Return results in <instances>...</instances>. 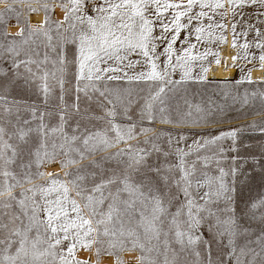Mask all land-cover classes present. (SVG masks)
Segmentation results:
<instances>
[{"label":"snow or ice","instance_id":"6c2138e0","mask_svg":"<svg viewBox=\"0 0 264 264\" xmlns=\"http://www.w3.org/2000/svg\"><path fill=\"white\" fill-rule=\"evenodd\" d=\"M19 2L0 0L4 4L0 24L5 26L0 35L13 37L0 45L10 54L11 63L10 69L0 68V75L7 79L0 93V264H100L102 251L115 256L114 264H126L117 253L136 250L135 264H264V195L246 202L238 218L237 168L226 172L218 167V175L212 176L200 166L207 167L217 156L216 152L212 157L199 154L209 145H216L222 155L226 149L221 142L231 139L230 151L236 152L239 130L200 137L186 150L179 146L187 139L183 133L173 148L171 133L144 126V121L180 126L204 120L199 105L195 110L201 115L196 118L190 103L189 111L177 110L176 118L167 105L169 93L175 94L183 82L206 80L210 69L204 62L209 56L220 64L218 51H196L191 38L227 44L229 24L223 17L237 8H264V0H58L43 4V19L35 23L27 17L21 21L14 6ZM55 8L62 13L59 19L51 18ZM27 10L38 12L40 7L28 4ZM13 13L21 26L9 33L6 26ZM247 27L255 31L259 66L264 69V31ZM236 28L233 20L231 47L246 51L251 46L249 31L238 33ZM182 30L185 35L177 49L174 45ZM38 34L53 53L46 51L42 61L24 48L30 41L35 43L33 37ZM158 41L164 42L159 52ZM68 45L73 46L71 59ZM238 58L230 57L233 64ZM196 61L201 62L200 72L194 76ZM41 64H51V70L42 69ZM177 69L180 79L173 80ZM121 79L148 86L135 111L129 90H125L126 98L107 86ZM36 80L41 82L46 108L9 99L11 86L29 89ZM244 80L252 82L251 70L236 83ZM257 95L264 105V91L252 93ZM82 96L88 102L83 110ZM53 98L58 102L50 104ZM243 102H248L247 92ZM260 130L264 132V126ZM162 135L168 137L167 151L158 143ZM193 154L196 159L190 160ZM231 159L235 164L240 157ZM113 163L115 167L105 169ZM51 165L58 170H47ZM260 183L264 186V164ZM245 216L259 222V235L240 223ZM205 224L208 239L201 231ZM241 238L242 245L238 244ZM93 249L95 261L78 256L82 250Z\"/></svg>","mask_w":264,"mask_h":264},{"label":"rangeland","instance_id":"374dc122","mask_svg":"<svg viewBox=\"0 0 264 264\" xmlns=\"http://www.w3.org/2000/svg\"><path fill=\"white\" fill-rule=\"evenodd\" d=\"M7 3H13V0H6ZM58 0H20L18 4L14 6L17 7V10L20 12L21 21L25 17L29 20L30 23H35L38 20H42L44 16V9L42 7L43 4H53L57 3ZM31 4L33 7H40V11L38 12H29L27 10V5ZM53 9L50 13L51 18L55 19V10ZM222 11V10H218ZM264 13V8H259L256 6H248L245 8H237L234 13H230L228 16L223 17L225 23L229 24V30L225 32V35H228V32L231 33V22L234 20L237 24L236 31L242 32V30H248L249 35L247 36V40L250 42L251 46L246 51L239 48H233L236 55L239 56L237 59L242 64L237 66V74L236 77L226 81H217L210 79L208 77V73L206 74V80H189L183 82L181 85L177 86V90L175 94L169 93V100L167 101V105L169 107L170 114L173 118H176L177 110L181 113H185L189 111L188 104L190 103L192 107L193 118H196L198 114L196 112V106L199 105L200 108L204 110V120H202L199 124H182L180 126H176L173 124H161L159 121L154 123H150L148 121H144L145 127H151L156 130V132L163 133H171L173 137V145L175 148L177 146V141L180 133H183L186 136V141L180 142L179 146L184 147L187 150V145H192L193 141L200 137H210L214 135H218L220 131H227L232 128H236L239 130L237 140H236V152L230 151L232 141L231 139H225L221 142V146L226 149V151L220 155L218 152V147L216 145H209L205 149H201L199 154L201 156L207 155L212 157L213 153L216 152L217 156L212 159V161L207 165V167H202L203 171H207L210 175L215 176L218 175V167H222L226 172H229L230 169L235 166L237 168L236 175V198H235V207L238 218L241 217L243 211H245V203H251L253 200L258 199L261 195H264V186L260 183V165L264 164V132L260 130L262 126H264V105H262V101L259 95L256 97L252 96L254 91L260 92L264 91V81L253 80L249 83L247 80H244L243 83L237 84L236 81L240 80L242 76H246L254 66L249 65L250 63L259 64V55L260 49L255 46V31L248 29L247 26L251 25L253 27H258L261 31H264V16H257V12ZM243 13V15H241ZM213 13H209L212 15ZM218 20L221 19L219 15L216 17ZM206 22V21H205ZM18 24L16 21L15 14H9V19L6 28L9 25ZM20 25V24H19ZM4 25L0 24V31L4 30ZM27 34V33H26ZM160 34V30H156V35ZM185 32L182 30L180 37L176 44L175 48L180 49L181 43L183 40ZM13 39L11 35L5 39L2 35H0V45H7L8 41ZM18 39V38H17ZM244 37L241 35L239 37V42H244ZM35 43L30 41L27 45H24L26 50H29V54L33 59L42 61L45 52H49V55H53L46 48V39L43 35H36L33 37ZM191 42L196 44V51L203 52L205 48H211L213 52L218 51L220 54L221 61V53L225 44L222 43H203L197 42L195 40V36L191 38ZM162 41L157 42L158 52L162 51L163 48ZM186 46V45H185ZM72 48L73 46H66L68 58H72ZM247 53V55H246ZM38 54V55H37ZM9 53L5 52L3 48H0V68L2 69H10L11 63L8 59ZM255 57V59H253ZM21 59H24L25 56L22 53ZM135 59V57H133ZM161 61L163 57L160 58ZM200 61L195 62V66L193 68V75L195 76L200 72ZM209 68L216 64L213 56H209L207 61L204 62ZM33 70L36 71L35 66L33 65ZM51 64H41V68L45 70H51ZM259 67V65H258ZM20 72H24L23 67L20 68ZM111 74V73H110ZM118 75L123 76V73H119ZM180 71L177 69L173 75V80L180 79ZM7 83V79L0 75V93H2L3 86ZM18 84H22V81H17ZM40 81L36 80L31 83V87L29 89H20L15 86H11L8 91L9 99H16L21 102H25L27 104H35L38 108L44 109L47 106L43 103V94L40 90ZM51 83V81H50ZM103 87V85H101ZM107 86L110 89L119 90L122 95H125L127 98V92L125 90H129L131 92V98L134 103L132 105L133 111L137 108L138 104L142 103V97L147 95L148 86L144 82H129L126 79L121 80H113L107 82ZM247 92L248 94V102L244 103V94ZM55 95L59 94V88H55ZM67 99V97H66ZM95 100V98H94ZM187 101V103L185 102ZM54 98L50 101V104L57 103ZM88 102L83 98H81V108L83 110L84 106ZM178 105V108H177ZM50 106V105H49ZM93 109L95 113L100 114V110L95 107V103L93 101ZM27 116V114H24ZM207 121V122H205ZM235 122H242L235 125H229ZM161 124V125H160ZM255 124V127H253ZM152 133H149L151 136ZM143 139V137H141ZM168 137L167 135H162L160 140L158 141L161 149L163 151L168 150ZM200 143H203V140H200ZM143 146V145H141ZM194 146V145H193ZM195 147V146H194ZM232 156H238V159L235 164L231 159ZM253 157L256 159L254 160ZM157 156L153 155V160H156ZM161 161H164V157L161 155L159 157ZM174 157H170L169 160L174 162ZM190 160H195L196 155L193 154L189 157ZM242 165V167H241ZM109 167H115V164H106L105 169ZM108 173L105 172V175ZM99 179V177L97 178ZM226 180L230 183L232 180L231 175L226 177ZM250 189V190H249ZM195 194V193H194ZM182 198V197H181ZM223 205H221L222 207ZM170 211H175V207L170 208ZM138 218V217H137ZM240 223L249 226L251 230L259 235L260 225L258 221H251L248 217H243L240 220ZM132 226H135L133 224ZM203 233V238L208 239L210 234L208 232L207 224L203 226L201 229ZM251 239H255V236L251 237ZM163 240V236L161 237ZM226 244V239L224 240ZM245 243V240L241 238L238 241V244ZM106 247V245H105ZM126 252V251H124ZM124 252L117 253L124 261L123 258ZM138 252V250L134 251ZM94 256L97 260V256L95 254V250L93 249ZM103 255H108L105 252H101L98 259ZM218 255L216 246H213V259H216ZM113 256V255H112ZM115 258V256H113ZM226 258V257H225ZM126 264H135V261H125Z\"/></svg>","mask_w":264,"mask_h":264},{"label":"bare ground","instance_id":"6f19581e","mask_svg":"<svg viewBox=\"0 0 264 264\" xmlns=\"http://www.w3.org/2000/svg\"><path fill=\"white\" fill-rule=\"evenodd\" d=\"M3 7H4V4L0 3V9H2ZM61 16H62V13H61L60 9L57 8L55 10V19H59V18H61ZM20 26L21 25H19V24L9 25L7 28V31L9 33L18 31ZM227 38H228V43L225 44L223 49H222L220 64L219 65L213 64L209 68L210 70L208 72V77L210 79L217 80V81H226V80L233 79L236 77V74H237V66L242 64V62H239L238 60H236L235 64H233V61L230 59V57L233 55H236V53L233 50V48L231 47L232 35L230 32H228ZM249 65L254 66L251 69L252 79L253 80L258 79L260 81H264V69H261L260 66L258 67L259 64H256V63H250ZM47 170L57 171L58 166L57 165H51V166H49V168ZM136 255H138L137 252L126 251L123 254V258L125 259V261H135L134 258ZM78 256L81 259H87L90 261L96 260L93 251L89 252V251H83L82 250L78 253ZM99 261H100V264H114L115 258L112 255H103V256H101Z\"/></svg>","mask_w":264,"mask_h":264},{"label":"water","instance_id":"95a60500","mask_svg":"<svg viewBox=\"0 0 264 264\" xmlns=\"http://www.w3.org/2000/svg\"><path fill=\"white\" fill-rule=\"evenodd\" d=\"M238 123H242V122H238ZM237 122H235V123H232V124H229V125H235V124H238ZM100 262V261H99Z\"/></svg>","mask_w":264,"mask_h":264}]
</instances>
